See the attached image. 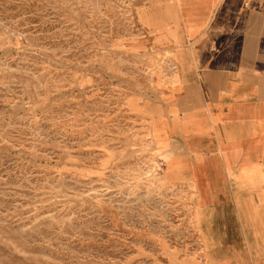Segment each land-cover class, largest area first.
Listing matches in <instances>:
<instances>
[{"label": "rangeland", "instance_id": "rangeland-1", "mask_svg": "<svg viewBox=\"0 0 264 264\" xmlns=\"http://www.w3.org/2000/svg\"><path fill=\"white\" fill-rule=\"evenodd\" d=\"M160 5L0 0V264H211L180 151L133 111L179 87Z\"/></svg>", "mask_w": 264, "mask_h": 264}, {"label": "crops", "instance_id": "crops-1", "mask_svg": "<svg viewBox=\"0 0 264 264\" xmlns=\"http://www.w3.org/2000/svg\"><path fill=\"white\" fill-rule=\"evenodd\" d=\"M254 3L160 0L145 19L172 50L179 87L133 111L159 131L160 148L180 151L211 264H264V0Z\"/></svg>", "mask_w": 264, "mask_h": 264}]
</instances>
